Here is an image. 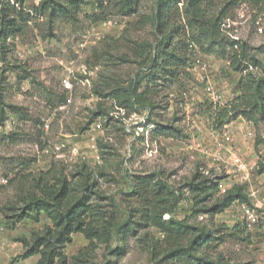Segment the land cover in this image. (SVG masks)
Wrapping results in <instances>:
<instances>
[{"label": "rangeland", "instance_id": "1", "mask_svg": "<svg viewBox=\"0 0 264 264\" xmlns=\"http://www.w3.org/2000/svg\"><path fill=\"white\" fill-rule=\"evenodd\" d=\"M1 1L29 17L17 36L0 33V264L40 260V254L23 257L24 240L32 245L34 232L52 222L45 213L17 221L16 215L41 172H49L50 184L66 176L73 199L87 193L114 222L132 220L124 238L74 233L63 249L67 264H264V239L246 228L239 203L216 214L205 211L224 197L223 188L239 184L248 195L231 164L235 153L255 165L252 183L263 198L258 183L264 173L257 169L264 163V114L248 120L235 113L221 119V113L234 98L256 101L247 82L264 78V31L258 30L264 0H181L163 15L164 28L155 20L160 0H137V10L127 13L116 0H83L76 12L54 15L51 8L35 10L42 0ZM168 34L169 48L186 64L179 63L174 78L153 81L151 57ZM225 36L230 42L221 43ZM239 40L247 43L248 56L236 70L228 54ZM253 62L254 70L244 69ZM64 77L71 90L62 85ZM135 80L137 95L148 90V99L123 107L112 93L122 88L127 94ZM216 93L223 97L215 99ZM159 125L178 131L159 136ZM226 133L231 141L217 147ZM196 174L218 179L220 191L201 195L198 203L187 186ZM141 175L167 184L175 210L162 218L190 224L189 236L172 239L149 220L136 223L152 207L153 186L144 191ZM179 247L191 253L170 257Z\"/></svg>", "mask_w": 264, "mask_h": 264}, {"label": "trees", "instance_id": "2", "mask_svg": "<svg viewBox=\"0 0 264 264\" xmlns=\"http://www.w3.org/2000/svg\"><path fill=\"white\" fill-rule=\"evenodd\" d=\"M116 1L120 5V11L124 13L135 12L137 10V0ZM82 2L83 0H42L35 10L42 13L46 8H51V15L62 12L64 9H66L67 12L73 13L79 9ZM98 2L102 5L103 0H98ZM179 2H181V0H160L158 2V6L161 10H159V13L155 16V20L159 23L161 28L165 27L163 15L166 14V16H169L172 10L171 7H176ZM197 3L198 1L193 2V4ZM0 7V17L2 19L0 23V33L4 34L5 38L10 35L17 36L22 33L24 28L22 22L28 21L29 13L17 10L15 6H12L9 2L4 3L1 0ZM16 13L17 15H15ZM214 33L215 32L212 31L211 34L215 35ZM171 41L172 34L164 35L155 55L151 57L150 66H153L151 80L153 81L157 80V78H163L165 80L174 78L179 71V63L183 62L186 64L185 58L174 48H169ZM226 41L230 42V39L225 36L220 42L224 43ZM228 56L235 69L239 70L243 65V61L248 56L247 43L240 40L233 42ZM161 58L165 60L160 62L159 59ZM255 65H257V62L245 64L244 69L249 71L250 66L255 67ZM135 82L136 80L127 94L121 92L122 88L115 89V92L113 91V98L118 100L121 106L128 108L137 105L141 97L148 99V90L137 95V85H135ZM254 83H256L255 79L247 82V88H254L253 95L255 94L256 101L254 102L251 97L247 95L232 100L231 104L221 113V119L235 113V115H241L248 120H254V113L264 114V94L262 93L264 78L259 80L257 84ZM155 131L159 136L171 137L178 129L174 126L159 125ZM257 172L264 173V163L261 162L258 164ZM48 175L49 172H41L40 178L36 179L35 184L26 190L20 199L24 205L21 208V212L16 215V221L27 216H33L35 219H38L40 214L45 213L52 222V226L48 225L45 232H34V242L32 245H29V242L24 240L28 249L23 257L27 258L40 254L41 257L38 264H67V258L63 253V249L67 243L72 241V235L74 233H83L90 239L97 238L106 241L112 238V235H114L113 233H121L123 238L128 234L132 223L130 216L124 222H114L112 216L108 218L100 209L94 208L90 203V197L87 193L82 194L79 198L73 199L70 183L66 176L63 174L54 176L52 179L55 180V182L50 184V180L45 179ZM138 179V185L143 188L144 191L148 189L149 186L153 187H151L152 198H150L152 207L150 210L144 212V220L136 223L143 225L149 220L153 225L164 232L168 238L172 239L189 236L193 226L187 224L183 220H177L176 218H170L169 220H163L162 218L163 214L167 212L173 213L175 210V204H171L169 200L170 197L167 196L172 194L167 184L161 179L154 181L153 175H141L138 176ZM187 186L196 193L194 199L198 203L202 201L200 198L201 195L204 194L206 197H211L220 191L219 180L210 178L204 174L201 176L200 174H196L195 177L187 183ZM86 187H88V185L85 186V191H87ZM243 188L244 186L239 184L234 185L224 193V197L221 200L207 207L205 211L216 214L225 211L236 202L250 203L249 196L244 193ZM142 197H145V195L142 194ZM97 221L99 222V226L94 225ZM201 235L206 236V238L211 236L209 232H202ZM184 252L191 253L189 248L185 249L179 247L170 252L169 256L173 257L176 254L180 255Z\"/></svg>", "mask_w": 264, "mask_h": 264}, {"label": "built area", "instance_id": "3", "mask_svg": "<svg viewBox=\"0 0 264 264\" xmlns=\"http://www.w3.org/2000/svg\"><path fill=\"white\" fill-rule=\"evenodd\" d=\"M258 30L260 32L264 31V20L262 24L259 26ZM238 39V38H237ZM200 58H198L199 61ZM249 69L254 70L253 66H250ZM62 85L66 90L72 89V83L69 79V77H64L62 79ZM219 95V98H217ZM213 95L215 99L219 100L221 97H223L222 94L216 93ZM235 95L232 94L230 99H233ZM235 99V98H234ZM233 99V100H234ZM253 132L250 131L249 135H252ZM231 141V136L227 133L222 136L221 141L217 143V147L223 148L224 143H227ZM207 152V148L205 150ZM231 164L235 168V172L239 174V178L237 180V183H243L247 186L248 196L251 199V203H241V210L243 215V220L245 223V226L248 230H254L258 226H264V200H262L260 197V190L258 186L254 185L252 183V176L251 171L256 168L255 165H252L250 162H248L244 157L238 153L232 154L231 156ZM264 175V174H263ZM262 181H259L258 184H260ZM223 192H226L228 189L223 188Z\"/></svg>", "mask_w": 264, "mask_h": 264}, {"label": "crops", "instance_id": "4", "mask_svg": "<svg viewBox=\"0 0 264 264\" xmlns=\"http://www.w3.org/2000/svg\"><path fill=\"white\" fill-rule=\"evenodd\" d=\"M263 178H264V176H263ZM262 178V179H263ZM260 184H263V186H262V196H263V198H261V197H259V198H261V199H263L264 200V182H262V183H260ZM259 185V184H258ZM236 203H239V202H236ZM235 204V203H234ZM233 204V205H234ZM239 204H241V203H239ZM232 207V206H231ZM253 234H254V236H258V238H262V239H264V226H258V227H256L254 230H252L251 231Z\"/></svg>", "mask_w": 264, "mask_h": 264}]
</instances>
